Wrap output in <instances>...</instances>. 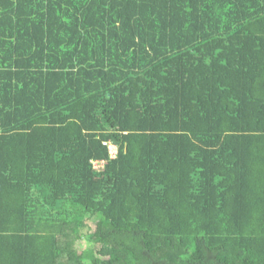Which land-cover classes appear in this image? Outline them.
I'll use <instances>...</instances> for the list:
<instances>
[{
    "label": "trees",
    "instance_id": "1",
    "mask_svg": "<svg viewBox=\"0 0 264 264\" xmlns=\"http://www.w3.org/2000/svg\"><path fill=\"white\" fill-rule=\"evenodd\" d=\"M0 264H264V0H0Z\"/></svg>",
    "mask_w": 264,
    "mask_h": 264
},
{
    "label": "rangeland",
    "instance_id": "2",
    "mask_svg": "<svg viewBox=\"0 0 264 264\" xmlns=\"http://www.w3.org/2000/svg\"><path fill=\"white\" fill-rule=\"evenodd\" d=\"M92 244H93V242L89 241L88 239L77 241L75 243V245L80 246V247H88V246H91Z\"/></svg>",
    "mask_w": 264,
    "mask_h": 264
},
{
    "label": "built area",
    "instance_id": "3",
    "mask_svg": "<svg viewBox=\"0 0 264 264\" xmlns=\"http://www.w3.org/2000/svg\"><path fill=\"white\" fill-rule=\"evenodd\" d=\"M110 151L113 156L116 154V147L113 144L110 145Z\"/></svg>",
    "mask_w": 264,
    "mask_h": 264
}]
</instances>
